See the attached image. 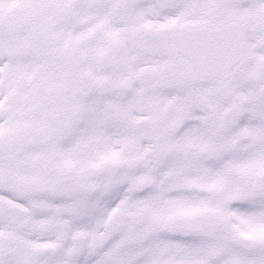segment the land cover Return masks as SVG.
<instances>
[{
	"label": "snow or ice",
	"instance_id": "1",
	"mask_svg": "<svg viewBox=\"0 0 264 264\" xmlns=\"http://www.w3.org/2000/svg\"><path fill=\"white\" fill-rule=\"evenodd\" d=\"M0 264H264V0H0Z\"/></svg>",
	"mask_w": 264,
	"mask_h": 264
}]
</instances>
